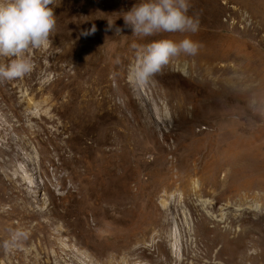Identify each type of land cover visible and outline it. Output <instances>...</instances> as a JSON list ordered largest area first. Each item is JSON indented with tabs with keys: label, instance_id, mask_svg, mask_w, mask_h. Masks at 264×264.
<instances>
[{
	"label": "rangeland",
	"instance_id": "rangeland-1",
	"mask_svg": "<svg viewBox=\"0 0 264 264\" xmlns=\"http://www.w3.org/2000/svg\"><path fill=\"white\" fill-rule=\"evenodd\" d=\"M139 2L56 0L33 72L0 83V264H264V0H189L197 32L150 37L124 27ZM186 36L133 81L136 46Z\"/></svg>",
	"mask_w": 264,
	"mask_h": 264
},
{
	"label": "clouds",
	"instance_id": "clouds-1",
	"mask_svg": "<svg viewBox=\"0 0 264 264\" xmlns=\"http://www.w3.org/2000/svg\"><path fill=\"white\" fill-rule=\"evenodd\" d=\"M56 0H0V57H11L0 63V83L22 78L33 72L35 63L30 50L40 49L50 42L56 29ZM189 0H140L122 15L124 27L137 37H150L167 33H195L199 28L198 15H189ZM121 33L115 21L108 22V30ZM95 24L81 32L93 35ZM200 44L189 37L176 41L170 38L155 40L136 46L137 62L131 69L133 81L146 86L162 72L172 59L196 55ZM24 229L13 230L4 248L16 247L28 239Z\"/></svg>",
	"mask_w": 264,
	"mask_h": 264
},
{
	"label": "bare ground",
	"instance_id": "bare-ground-1",
	"mask_svg": "<svg viewBox=\"0 0 264 264\" xmlns=\"http://www.w3.org/2000/svg\"><path fill=\"white\" fill-rule=\"evenodd\" d=\"M210 65H211V64H208V65H207V64H205V65L203 64V65H201L200 70H205L206 72H208V70H210L211 67H215V68L218 67V66H213V64L211 65V67H209ZM217 69H218V68H217ZM218 70H220V69H218ZM218 70H217V72H219ZM237 71H238V70H234V68H233V70H232V72L234 73L235 77H236V75H237ZM211 74H212V73H211ZM211 74H209V75H211ZM207 75H208V74H207ZM208 77H209V76H208ZM208 77H207V81H209V80L211 81V79H209ZM231 77H232V76H231ZM235 77H233V78H235ZM233 78H232V80H233ZM214 79H215V78H214ZM214 79H213V80H214ZM217 79H218V78H217ZM238 79H239V78H238ZM219 80H220V79H218V81H219ZM218 81H217L216 83H218ZM233 83H234V85H233L232 88H231V94H233V93L236 91V89H237V88H236V86H237V84H236V83H237V78H236L235 80H233ZM231 84H232V83H231ZM218 85H219V84H218ZM233 90H234V91H233ZM220 91H221V92H224L225 89L221 87ZM228 95H229L228 97H230V94H228ZM209 102H210V101H209ZM182 108H183V107H182ZM183 111H184V110H183ZM181 112H182V111H181ZM116 180H117V179H116ZM116 180H115V181H114V180H113V181H108V182H107L108 184L104 182V184H105V186H106V185H109V183H111V186H113L114 184H117V185L120 184V186H121V185H122L121 181L119 182V181H116ZM123 183H124V182H123ZM129 194H130V193H129ZM93 196H94V194H93ZM100 198H104V199H107V198H108V200H110V201H115V200L113 199L112 194H110L109 192L106 193L105 195H103V196L100 197Z\"/></svg>",
	"mask_w": 264,
	"mask_h": 264
}]
</instances>
